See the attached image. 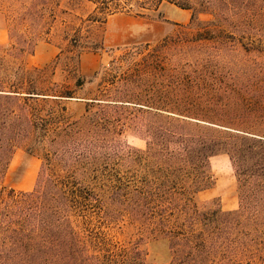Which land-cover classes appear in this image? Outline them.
<instances>
[{"label": "trees", "instance_id": "trees-1", "mask_svg": "<svg viewBox=\"0 0 264 264\" xmlns=\"http://www.w3.org/2000/svg\"><path fill=\"white\" fill-rule=\"evenodd\" d=\"M164 1L147 8L156 11ZM168 1L192 10L188 28L194 43L216 41L228 26L218 0H199L197 5ZM48 3L32 0L18 24L31 18V28L34 9ZM201 14L215 20L201 21ZM14 45L29 54L36 42L22 36ZM254 50L245 47L244 55ZM242 59L196 57L201 66L196 75L179 86L172 82L160 95L169 99L180 94L187 101L149 105L158 120L148 126L146 147L132 148L138 156L127 154L120 164L132 171L137 166L141 181L109 184L95 193L107 226L127 229L121 253L107 262L105 251L94 250L85 236L87 216L79 214L88 211L83 204L88 191L78 175L90 167L64 150L68 139L54 132L58 116L45 108L60 105L73 93L38 87L43 72L37 68L0 71V179L17 147L27 144L42 159L34 190L22 194L9 220L0 215V264H150L143 247L158 240L166 245V264H264V62L251 57L249 64H239ZM218 155H227L235 169L237 210L224 211L217 200L214 208L202 209L196 202L198 193L214 185L210 160ZM130 173L125 175L130 178Z\"/></svg>", "mask_w": 264, "mask_h": 264}, {"label": "rangeland", "instance_id": "rangeland-1", "mask_svg": "<svg viewBox=\"0 0 264 264\" xmlns=\"http://www.w3.org/2000/svg\"><path fill=\"white\" fill-rule=\"evenodd\" d=\"M31 1L0 0V46L9 45L0 49V71L37 68L43 72L38 87L73 93V98H63L60 105L45 108H52L58 116L54 132L68 139L64 150L73 159L81 160L83 167H90L78 175V182L88 191L83 203L88 211L82 209L79 213L80 217L87 216L85 236L94 250L105 251L106 262L109 258L115 260L123 249L127 229L120 224L107 226L110 222L99 212L102 203L96 196L98 191L109 184L141 181L143 172L137 166L134 171L126 169L120 165L121 159L127 154L136 155L132 148L145 149L148 126L158 120L156 110L149 105L168 100L179 104L187 101L180 94L169 99L160 95L172 82L171 85L179 86V82L196 75L201 68L196 57L215 56L225 61L227 57L244 58L239 64H249L251 61L246 59L257 57L258 62H264V0L236 4L218 0L224 10L223 18L229 19L228 26L221 28L220 39L199 44L191 41L193 31L188 28L192 10L168 0L156 11L147 8L156 0H49L48 7L34 9L32 20L37 25L30 28L31 18L25 25H19L18 18ZM186 1L199 3V0ZM123 15L136 17L141 29L130 28L138 32L134 37L109 38L108 21ZM199 19L215 20L210 14H201ZM119 21L126 22L122 18ZM181 34L187 35L186 40L178 38ZM22 36L35 40L33 53L14 49V40ZM245 47L255 50L245 56ZM260 131L264 132V127ZM210 163L214 185L195 196L198 206L214 208L212 202L217 200L222 210H237L239 190L230 158L218 155ZM41 165V157L29 145L16 148L0 179L3 221L9 220L22 194L34 190ZM126 171L131 172L130 178ZM143 248L148 251L150 264L169 262L164 241L149 242Z\"/></svg>", "mask_w": 264, "mask_h": 264}, {"label": "crops", "instance_id": "crops-1", "mask_svg": "<svg viewBox=\"0 0 264 264\" xmlns=\"http://www.w3.org/2000/svg\"><path fill=\"white\" fill-rule=\"evenodd\" d=\"M181 15H184V14H181ZM121 18L126 20L125 24H123L119 21V19H121ZM173 19L179 20L178 18H173ZM108 24H109V28H108L109 38L119 37L117 39L123 38L122 37L123 35L129 36V37H134V36H136V34L138 32H136L137 30L133 31L130 28H132V27L133 28H138V27L140 28L141 27V22H139L136 17H131V16H127V15H123V16H119V17H113L112 19H110L108 21ZM163 33H164V30H163V32H161V35H163ZM124 38H127V37H124Z\"/></svg>", "mask_w": 264, "mask_h": 264}]
</instances>
